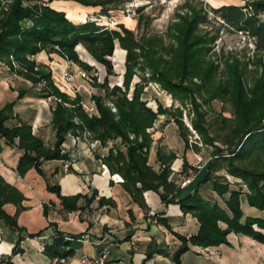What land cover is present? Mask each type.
<instances>
[{
    "label": "trees",
    "instance_id": "obj_1",
    "mask_svg": "<svg viewBox=\"0 0 264 264\" xmlns=\"http://www.w3.org/2000/svg\"><path fill=\"white\" fill-rule=\"evenodd\" d=\"M51 1L53 0H46L45 3L42 0H15L0 16V61L15 74L29 80L33 87L37 84L41 86L34 92L35 97L53 100L50 121L54 130L52 143L35 136L31 124L14 114L15 101L7 102L0 108V151L2 141L23 151L15 167L16 173L23 177L30 168H34L45 178L47 190L54 192L59 198L63 213L77 209L90 210L94 200L98 207L115 206L111 197L97 198L98 193L94 188L85 194L61 195L59 185L50 182V177L42 170L45 161H68L64 143L69 135L80 140L98 141L102 146L110 143L108 151L96 158L101 160L111 174L120 175L121 187L145 215L149 211L143 193L152 190L158 193L162 203L178 204L183 213H190L198 222L197 232L187 237L173 232L166 218L155 212L156 223L172 231L180 242L169 255L151 241L147 256L157 252L169 256L172 264H181V255L188 250L189 245L218 246L228 243L227 236L230 234L244 235L264 245V69L258 77L255 73L257 79L249 89V97L243 82L248 61L241 62L230 54V57L228 55L223 59V69H220L215 53L210 52L219 36V30L226 29L248 38L250 49L247 53L264 54V0H241L242 5L228 4L219 7L206 5L202 1L192 4L187 1L181 10L174 13L165 31L167 43H164L163 36L158 35L143 34L136 37L132 30L121 24L117 28H108L89 20L75 23L63 12L51 8L47 4ZM75 1L86 6L99 5L102 14H106L107 7L130 0ZM24 2L29 4L24 5ZM209 14L218 23L214 29ZM202 26L209 27L210 30L202 31ZM116 42L125 50V69L122 83L110 86L108 76L115 73L109 58L114 55ZM78 44H82L106 71L101 82L97 81L96 76H91L92 86L102 90V94L90 96L93 104L91 110L84 106L79 93L70 96L61 91L55 84L51 71L45 66L43 69V65L34 60V56L41 51L54 52L87 72L96 71L94 66L79 58L75 50ZM260 58L255 57V64L261 62ZM134 76L139 80L129 92ZM150 82L159 84L162 91L182 105L189 100L196 109V95L203 102L215 97L228 98L238 123L236 131L241 130L239 137L235 142L227 143L226 149L217 147L212 158L200 168L189 164L185 152L189 150L190 144L187 129L182 122V111H173V108H166L159 102L155 109L147 105L142 94L144 87ZM204 93H208L206 98ZM26 95L27 90L19 89L17 99ZM196 112L199 114L198 110ZM163 114L173 119L184 142L180 177H193L183 187L180 182L178 185L177 180L171 178L175 152L158 146L156 160L159 167L154 169L148 163L153 142L149 129L153 128L158 116ZM191 125L204 136L202 124L197 118L191 120ZM220 168H225L230 174L240 178L246 190L221 182L213 174ZM67 169L77 173L71 163ZM199 176L197 188L176 200V192L185 189ZM204 186L209 187L208 193ZM23 199L21 192L0 176V220L18 231L21 228L17 225L16 216L22 208ZM244 202L253 208V214L243 209ZM7 203L16 205L14 215L3 209ZM46 210L47 206L44 205V211ZM128 213L133 220L130 210ZM43 232L44 230H40L29 233L28 236H40ZM76 237L77 235L55 230L44 244L43 253L51 258L71 256L73 249L70 241ZM22 238L20 235L18 243ZM18 243L10 256L0 259V264L5 259L6 264H13L11 256L21 251Z\"/></svg>",
    "mask_w": 264,
    "mask_h": 264
},
{
    "label": "crops",
    "instance_id": "obj_2",
    "mask_svg": "<svg viewBox=\"0 0 264 264\" xmlns=\"http://www.w3.org/2000/svg\"><path fill=\"white\" fill-rule=\"evenodd\" d=\"M114 50V55L109 59L114 61L113 70L118 75L108 76V82L109 78H112L110 86L122 83V75L125 69V50H122L117 42ZM81 54V60L94 66L98 71L104 67L88 53ZM34 60L51 71L52 78L61 91L70 96L75 95L74 86L78 87V84L83 80L75 75L74 78H71V83H67L64 81L63 74L68 69L70 70L71 66L79 71L80 67L77 64L65 60L57 53H47L46 51L37 53ZM30 86L28 80L12 72L7 65L0 61V108L7 102L15 101L14 114L31 124L32 133L35 136L42 138L47 143H52L54 130L50 121L53 100L37 98L34 92L29 93V91L28 95L17 99L18 90L24 88L29 90ZM167 97H164L167 101L166 105L159 103L169 108L171 104L167 100L169 97ZM89 100L90 106L86 108L91 110L93 104L90 97ZM155 106H157V102ZM162 118L166 120V125L172 119L169 115L163 114L159 115L156 121H160ZM156 121L152 132L156 128ZM165 124L161 125V131L164 130L163 127H166ZM165 129L162 137L153 140L149 150L148 163L154 169L159 167L156 160L158 146H164L168 151H174L173 149L177 148L176 159L171 164V178L174 179L180 175L181 159L179 155L183 146L182 141L174 136L172 127L167 126ZM1 144L0 176L18 189L24 200L21 202L22 208L16 216V222L21 231L7 226L4 221L0 220V259L11 255L12 249L18 243L19 236L22 235L23 238L18 243L21 251L11 256L13 264H172L170 257L164 254L155 259L145 258V250L151 241L163 248L169 255L176 250L179 241L164 226L146 216L148 213L145 215L135 203H126V192L120 185L122 178L118 174H111L101 160L96 158V156L103 155L108 151L109 143L102 146L98 141H86L76 139L72 135L67 136L64 143V151L69 156L67 163H71V167L77 173L66 169L64 167L65 161L43 162V172L50 177V182L59 185L61 195L85 194L94 188L98 193L97 198L99 196L111 197L115 201V206L103 205L98 207L97 201L94 200L90 205V210L77 209L69 213L61 211L59 198L54 192L47 190L44 177L37 173L34 168H30L23 177L16 173L15 167L23 151L15 146L6 145L3 141ZM179 167L180 170L178 171ZM143 198L148 211L153 210L157 214L158 212L161 213L160 216L166 218L173 230L187 237L197 232L198 222L196 221L195 224L190 215H185L186 220L181 219L176 207L162 203L158 193L148 190L143 193ZM44 205L47 206L46 211H44ZM4 208L10 215L15 211L12 204H5ZM128 210L131 211L133 220L130 218ZM248 210L251 211L252 209ZM40 230H44L40 236H28L29 233H36ZM55 230L77 235L75 239L70 241L73 254L66 257L64 263H54L53 258L43 253L44 244L48 242ZM83 235L86 239H82ZM230 236L243 244V247H256L259 251L264 248V245H259L250 237L235 234H230ZM190 250L193 252L190 257L193 260L192 264H201V258L203 261L211 263V260L218 261L221 257L219 248L213 246L190 245ZM251 252L246 255L247 263L264 264V259H261L260 262L256 257L253 259ZM188 258V252H185L181 256V264H190ZM1 264H6V259Z\"/></svg>",
    "mask_w": 264,
    "mask_h": 264
},
{
    "label": "rangeland",
    "instance_id": "obj_3",
    "mask_svg": "<svg viewBox=\"0 0 264 264\" xmlns=\"http://www.w3.org/2000/svg\"><path fill=\"white\" fill-rule=\"evenodd\" d=\"M14 1L15 0H0V16H2L3 12L9 9L10 5L13 4ZM43 1L45 3L46 0H42V2ZM187 1L191 4L202 1V3H205L206 5H209L212 7H219L221 5H226V4L227 5L228 4H234V5L243 4V1L241 0H130V1H124L118 4L117 6H112V7L109 6L107 7L108 8L107 13L102 14L101 6L99 5L86 6L75 0H53L49 3L47 2L46 3L54 10L63 12L69 19H71L75 23L89 20V21H94L98 25H103L108 28H117V26L121 24L124 27L132 30L136 37H139L143 34L158 35V36H163L164 43H167L168 38L166 36L165 31L169 23L173 19L174 13L179 9L181 10L182 6L187 4L186 3ZM23 4L28 5L29 3L24 2ZM138 8H141V9L138 10ZM209 17L212 19L214 23L213 29L216 28L218 26L217 25L218 23H215L216 21L213 19V16L211 14H209ZM201 30L202 31L210 30V28L206 26H202ZM218 35L219 36L215 40L213 44V48L210 52L215 53L216 61L219 63L220 69H223V59L226 58L228 55L230 57V54L234 55V57H236L241 62L245 60L248 61L247 66H246L247 71L244 75L243 82H244L246 93L250 97L251 92L249 91V89L254 86L255 78L260 76L262 74V70L264 69L263 68L264 67V54L253 55L251 53H247L248 49H250L249 48L250 42L248 41V38L242 34L229 32L226 29H220L218 32ZM75 50L80 59H81L80 57L81 53L83 54L88 53L90 55V53L86 50V48L82 44H78V46L75 47ZM255 57H261L260 58L261 62H259L260 64L259 63H257L258 65L255 64V60H254ZM111 62L114 67L115 65L114 61L111 60ZM73 68L74 66H71V69L70 70L68 69V71L65 72L67 73V76L70 78V80L67 81V83H71L70 82L71 78H74L75 75H78L83 80L82 82H80V84H78V87L74 86V93L76 94L78 92L82 97L85 107H89L90 106L89 105V101H90L89 95H91V93L92 94L102 93L101 90L96 89L95 87L92 86L91 76H96L97 81H103V77H105V69L104 67H101L99 71L98 69L95 68L96 71L92 70L90 72H87L81 68L79 69V71L77 70V68L75 69ZM43 69H44V66H43ZM80 71L85 74V77H82L80 75L79 73ZM255 73L257 74L256 77H255ZM64 74H63V78H64ZM115 75H118V74L115 72ZM221 76L222 75H220V77ZM138 80L139 78L137 76L133 77L129 92H131L133 88V84ZM30 84H31L30 89L27 90L29 91V93L36 92V90H38L41 87L39 84H37L35 87H33L31 82ZM111 84H112V78H109V85ZM129 96H130V93H129ZM162 96L169 97V98L167 97L168 98L167 100H169V103L171 104V108L174 109L173 111H176V112L177 110L182 111V122L187 129L186 133H187V138L190 144L189 150L185 152V158L189 164H193L195 167H197V165L203 166V164H205L209 159L212 158L213 153H215V150L217 147L221 149H226V147L228 146L227 143H233L239 137L241 130L236 131L237 130L236 127L238 123L236 122L235 115L232 111L233 105L231 104L228 98L215 97V98H209V100H207L206 102H203L200 98H198V95H196V100H195V102L197 103V109H196L194 104H192L189 100H186L184 105H182L178 100H174L169 94H167L165 91H162L160 89L159 84L150 82L144 87L142 98L147 101V105H149L150 107L155 109L156 102H161L164 105H166L167 101H165V98ZM207 96H208V93H204V98H206ZM196 110H198L199 114H197ZM196 118L202 124L203 130H204L203 131L204 136L200 135L196 130H194L191 125V120L196 119ZM165 122L166 120L162 118L160 121H156V128L154 132H152V129H149V131L152 132L153 140L155 139L157 140V138L162 137L164 130H166L165 128L169 126L173 128L174 136L179 141L180 140L182 141V146L184 149V142L178 133L179 131L177 129L176 123L173 121V119H171L167 125L165 124ZM162 124H165L166 126V127H163L164 128L163 131H161ZM242 127L243 126H240L241 129H243ZM204 141H206V143ZM173 150H174L173 152L175 153H177L178 151L177 148H174ZM179 158L181 159V163H182L183 150L181 154L179 155ZM198 158L200 159L199 162H198ZM179 170H180V167L178 168V171ZM213 174L218 176V179L221 182H227L233 188L241 187L243 190H246V186L242 184L241 179L230 174L225 168H220L217 171H215V173ZM174 179L177 180L176 183L178 185H179V182L183 180L181 179L180 175ZM199 179H200V176L197 177V180H195V182L187 186L185 189L178 190L176 192L175 199L178 200L179 198L186 195L187 193L193 192V190H195L198 186L197 181ZM204 187L202 189L203 191H204ZM207 188L209 187L207 186ZM207 188L205 191L206 193L209 192ZM125 201L127 204L128 203L133 204L132 198L128 193H126ZM244 203L245 204H242L243 209L244 210L246 209V212H248L249 214H253L254 213L253 208L251 211H248L247 209H249L250 207H248L246 202ZM7 204H12L15 207V211L14 213H12V215H14L16 212V208H17L16 205H14L13 203H7ZM170 205L173 207H176V209L179 211V214H180L179 216L181 219L186 220L185 215H190V217L194 219V223L195 224L197 223L196 218L193 217L190 213H183L178 204L170 203L167 206H170ZM4 207L5 205L3 206V209L6 210V208ZM158 214L160 215L161 213L158 212ZM166 230H168L170 234H172L176 239H178L173 234V232H176V233H179V232L173 230V227H171V230L173 232L167 228ZM181 235H184V234H181ZM227 240H228V243H222L218 246H213L215 248L216 247L219 248V250L221 251L220 260L218 261L211 260V263H209V261L205 262V260L203 261V259L201 258L200 259L202 260L200 261L201 264H250V262L249 263L246 262V255H248L247 253L250 254L251 251H252L251 253H252L253 259L256 257V259L259 262L261 261V259H264V248L262 249L263 251L262 252L261 250L259 251L256 247H252V248L243 247V244H240V242L237 239L231 238L230 235L227 236ZM259 245H262V244L259 243ZM185 252H188V257H189L188 262L192 264L193 260H191L190 257L191 255H193L192 254L193 252L190 250V245H189L188 250H186ZM160 255H163V254L154 252L150 256H147V248L145 250V258L151 257L155 259L157 257H160Z\"/></svg>",
    "mask_w": 264,
    "mask_h": 264
},
{
    "label": "built area",
    "instance_id": "obj_4",
    "mask_svg": "<svg viewBox=\"0 0 264 264\" xmlns=\"http://www.w3.org/2000/svg\"><path fill=\"white\" fill-rule=\"evenodd\" d=\"M80 73V75L82 76V77H85V74L83 73V72H79ZM70 80V78L67 76V73H65L64 74V81L65 82H67V81H69ZM112 110L113 111H115V108H113L112 107ZM76 139H78V137H75ZM110 144V143H109ZM199 158H198V162H199ZM68 164L69 163H64V167L67 169V166H68ZM201 166L200 165H197V168H200ZM192 177L193 176H188V177H186L185 179H183L181 182H180V186L181 187H183V186H185L187 183H189L190 182V180L192 179ZM148 215H149V217H151L155 222H156V220H155V212L153 211V210H150L149 212H148ZM82 239H86L85 238V236L83 235L82 236ZM64 261H65V258H63V257H55V258H53V262L54 263H64Z\"/></svg>",
    "mask_w": 264,
    "mask_h": 264
},
{
    "label": "bare ground",
    "instance_id": "obj_5",
    "mask_svg": "<svg viewBox=\"0 0 264 264\" xmlns=\"http://www.w3.org/2000/svg\"><path fill=\"white\" fill-rule=\"evenodd\" d=\"M117 53L119 54L120 52L118 51Z\"/></svg>",
    "mask_w": 264,
    "mask_h": 264
}]
</instances>
